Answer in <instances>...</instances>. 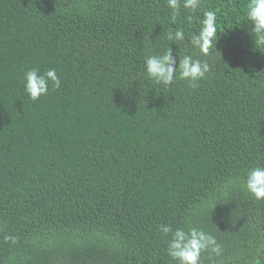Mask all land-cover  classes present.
I'll list each match as a JSON object with an SVG mask.
<instances>
[{
  "label": "trees",
  "instance_id": "obj_1",
  "mask_svg": "<svg viewBox=\"0 0 264 264\" xmlns=\"http://www.w3.org/2000/svg\"><path fill=\"white\" fill-rule=\"evenodd\" d=\"M200 2L173 24L167 0H0V264H178L161 225L214 236L201 264H264V199L245 187L264 166V43L249 0ZM168 47L207 60L197 87L147 77ZM32 68L60 88L30 99Z\"/></svg>",
  "mask_w": 264,
  "mask_h": 264
},
{
  "label": "clouds",
  "instance_id": "obj_2",
  "mask_svg": "<svg viewBox=\"0 0 264 264\" xmlns=\"http://www.w3.org/2000/svg\"><path fill=\"white\" fill-rule=\"evenodd\" d=\"M167 6L172 10L171 21L175 24L181 7L195 12L200 8L201 2L200 0H167ZM246 18L252 25V32L261 43H264V0H249ZM187 19L191 22L192 18L189 16ZM166 38L169 41L182 42L185 39V32L181 28L175 31L169 29ZM218 39L216 12L206 10L200 20L198 33L190 37V44L194 49L199 50L200 55L208 56L211 49H216ZM210 70L207 60L194 58L193 55H184L181 59L173 55L171 47L162 54L147 56L144 61L147 77L163 86H170L179 79L186 81L189 87L195 88ZM49 82L53 88L58 89L61 86L55 69L40 74L39 69L32 68L25 73L24 91L35 101L48 94ZM245 187L255 199H264V166H256L248 171ZM160 228L164 234H170L167 253L178 264H201L203 252L211 250L217 255L222 252L216 238L202 229L190 227L185 230L178 227L173 230L170 225H161Z\"/></svg>",
  "mask_w": 264,
  "mask_h": 264
}]
</instances>
